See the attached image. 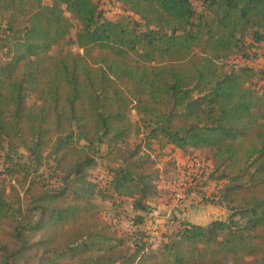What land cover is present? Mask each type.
Instances as JSON below:
<instances>
[{"label": "trees", "instance_id": "1", "mask_svg": "<svg viewBox=\"0 0 264 264\" xmlns=\"http://www.w3.org/2000/svg\"><path fill=\"white\" fill-rule=\"evenodd\" d=\"M200 1L118 0L138 18L111 21L100 0H0V151L24 149L37 170L53 160L62 179L0 185V264H264V96L252 67L230 62L245 30L264 40V0ZM67 12L81 51L53 52ZM103 142L134 224L157 192L154 143L212 150L229 218L182 220L156 249L132 240L92 202Z\"/></svg>", "mask_w": 264, "mask_h": 264}, {"label": "rangeland", "instance_id": "2", "mask_svg": "<svg viewBox=\"0 0 264 264\" xmlns=\"http://www.w3.org/2000/svg\"><path fill=\"white\" fill-rule=\"evenodd\" d=\"M51 1V0H46ZM103 16L107 20L118 21L125 18H138L127 10L118 0H100ZM198 9H203L200 0H194ZM73 22V28L66 42L54 46L52 51L68 49L81 51L74 42L79 21L67 12ZM243 49L235 51L230 62L247 64L254 70L253 88L264 96V40L255 42L251 30L242 33ZM245 54V56H243ZM134 122L139 120L135 111L131 113ZM132 144L143 141V133H132ZM152 157L156 160L157 192L149 198V208L144 212L145 222L133 223L135 211L132 201L126 197H117L109 182L114 169L119 165L116 152H111L109 142L98 145L97 163L88 170V179L92 181V202L103 215L113 217L121 233L147 240V247L156 249L165 238L164 234L175 232L180 221L206 225L215 219H228L233 203L224 198V190L229 178L222 177L223 165L214 160L212 150L174 148L170 144H153ZM53 160L36 169L35 163L24 149L0 151V185L13 184L21 192L31 178H38L50 185H59L62 181L59 171L55 170ZM248 261L251 257L246 258Z\"/></svg>", "mask_w": 264, "mask_h": 264}, {"label": "built area", "instance_id": "3", "mask_svg": "<svg viewBox=\"0 0 264 264\" xmlns=\"http://www.w3.org/2000/svg\"><path fill=\"white\" fill-rule=\"evenodd\" d=\"M241 64H244V63H241Z\"/></svg>", "mask_w": 264, "mask_h": 264}]
</instances>
